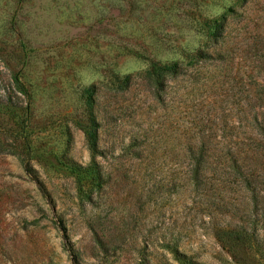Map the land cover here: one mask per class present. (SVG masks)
<instances>
[{
	"label": "rangeland",
	"instance_id": "374dc122",
	"mask_svg": "<svg viewBox=\"0 0 264 264\" xmlns=\"http://www.w3.org/2000/svg\"><path fill=\"white\" fill-rule=\"evenodd\" d=\"M0 264H264V0H0Z\"/></svg>",
	"mask_w": 264,
	"mask_h": 264
},
{
	"label": "trees",
	"instance_id": "16d2710c",
	"mask_svg": "<svg viewBox=\"0 0 264 264\" xmlns=\"http://www.w3.org/2000/svg\"><path fill=\"white\" fill-rule=\"evenodd\" d=\"M173 68H174V66L158 67L157 65H152L150 74L154 77H161L165 73L172 72ZM95 127H96V125H93V128H95ZM93 128L86 130L85 133H86V139H87L89 151L93 155H97L98 154V152H97V135H96V132L93 131ZM56 167H58L59 170L65 172L67 175H69L71 177H75V178H79L80 174L84 170L79 166L64 164V163L60 162L59 160H56ZM241 168L243 169V164L240 166H234L233 165V169L235 171H240ZM245 239L246 238L243 235L238 234V235L232 236V237L228 236V239L226 241H229V242L235 241L238 243H242L245 241ZM221 241H222V243H225V240L223 241V239H222Z\"/></svg>",
	"mask_w": 264,
	"mask_h": 264
}]
</instances>
